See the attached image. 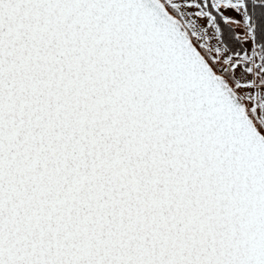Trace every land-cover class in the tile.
Wrapping results in <instances>:
<instances>
[{
    "label": "snow or ice",
    "instance_id": "obj_1",
    "mask_svg": "<svg viewBox=\"0 0 264 264\" xmlns=\"http://www.w3.org/2000/svg\"><path fill=\"white\" fill-rule=\"evenodd\" d=\"M0 264H264V0H0Z\"/></svg>",
    "mask_w": 264,
    "mask_h": 264
}]
</instances>
